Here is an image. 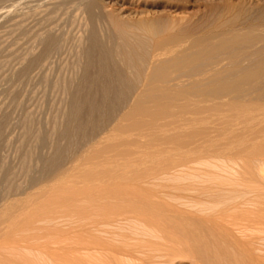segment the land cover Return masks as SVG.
<instances>
[{"label": "bare ground", "instance_id": "6f19581e", "mask_svg": "<svg viewBox=\"0 0 264 264\" xmlns=\"http://www.w3.org/2000/svg\"><path fill=\"white\" fill-rule=\"evenodd\" d=\"M124 1L80 0L36 187L0 211V264H264V0ZM198 2L177 26L167 14Z\"/></svg>", "mask_w": 264, "mask_h": 264}, {"label": "rangeland", "instance_id": "374dc122", "mask_svg": "<svg viewBox=\"0 0 264 264\" xmlns=\"http://www.w3.org/2000/svg\"><path fill=\"white\" fill-rule=\"evenodd\" d=\"M38 1L0 0V121L2 120L3 122V129L0 134V140L3 138L0 141V211L3 208V205H5L9 200H12L16 197H21V194L25 196L31 191V189H33L32 187H36V185H26L27 182L30 181H28L27 179V177L29 178L30 176L26 175L27 170L29 169L26 170V168L31 169L35 165L34 163L35 161H37V159H34L35 156L37 158L39 156H43L48 152V149L50 147L49 142H51V140H49L51 138V136H49L51 135L49 130L50 124H52L51 121L55 119V115L57 117L60 115L59 113L61 108H59L58 106H61L60 104L62 102V99L60 98L63 97L60 96L62 95L61 93L63 89L61 88V86L63 85V81L68 77V75L72 74L71 70L73 71L74 69L72 66L73 63L72 65L70 64L75 59V55H73V52H75L74 50L76 49L77 37L79 36L78 34L81 31V28L78 30V28L82 25L80 0ZM47 3L52 4L49 6L47 5ZM198 3L199 4L188 6H177L176 8L173 7L172 10L167 14L177 26L179 22L180 24L185 22V20H187V16H190L191 14L195 15L197 13L201 14L202 11L205 10H202L204 6L201 4V2ZM46 5L48 6L47 8L45 7ZM123 6L130 7L131 11L134 9L133 5L128 3V0L122 2V7ZM156 9L160 8H147L146 10L139 12L133 11L132 14L134 17L132 16V18L134 20H141L152 17L158 13ZM42 10H44L45 12L43 13ZM199 14H197L196 17ZM47 27H51V29H48ZM41 32L42 34L38 35V37H41L43 34L45 35L47 33H51L53 35L56 34V40H59L57 41L58 47H56V50L51 52L52 55L50 54L51 56L49 55L47 57L48 59L44 60L48 63V65L46 63L45 66L43 61L41 62L43 64H40V66L32 68V70L29 71L30 73H22L20 71V64H23V61L21 59H24L25 51L27 53L26 56L28 57V52L33 48V46H37L36 44H34L37 42L34 41H36L38 38H36V35ZM73 43H75L74 46ZM72 47L75 49L73 50ZM21 55H23V58L20 57ZM18 56L20 58H18L19 60L16 58ZM26 56L25 58H27ZM70 59L71 62L69 61ZM16 63H18L19 65ZM16 65L18 66L16 67ZM37 67H41L42 69L39 68L38 70ZM13 71L14 73H12ZM37 71H40L41 73H39L41 75H39ZM18 73L21 75H19ZM65 74L67 75V77L65 76ZM7 75L12 76L9 77ZM63 75L65 76L63 77L65 78L64 80L62 78ZM18 76L21 78H18ZM16 77L17 79H15ZM26 78L29 80H27ZM57 112L58 114H56ZM28 118H30V120H28ZM27 126L29 128H27ZM27 129H29L28 133L30 132V134L27 133L24 135V132ZM43 130H45V132ZM34 135L37 136L38 139ZM27 136L28 138H26ZM45 137L46 139L44 140ZM22 138L25 141L21 142V140H23ZM45 143H48L49 147L45 145ZM25 149L30 153L32 151V154L28 153L29 155H27V151ZM44 151L46 152L43 153ZM23 153L26 154V156H24ZM24 158L27 159L24 160ZM94 159L98 160L99 158ZM91 161L93 162V160ZM91 161H89L88 166H93L96 163V161H94L93 163ZM32 162H34V165L30 166V163ZM3 166H5V168ZM2 170L5 171V173L2 172ZM29 174H31V172ZM71 179H73V177H71ZM7 182H9L10 184L13 183L14 185H10ZM19 185L24 188H21ZM12 188L14 189V192H11L13 191ZM28 188L31 189L28 190ZM23 189H26L27 192ZM6 197L10 198L6 199ZM181 264H187V261L183 260Z\"/></svg>", "mask_w": 264, "mask_h": 264}]
</instances>
